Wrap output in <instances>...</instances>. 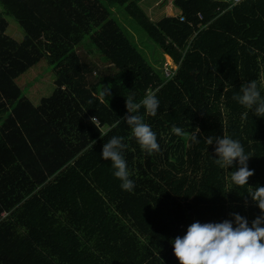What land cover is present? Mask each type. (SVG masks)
<instances>
[{
  "label": "trees",
  "instance_id": "trees-1",
  "mask_svg": "<svg viewBox=\"0 0 264 264\" xmlns=\"http://www.w3.org/2000/svg\"><path fill=\"white\" fill-rule=\"evenodd\" d=\"M139 1L0 0V264H180L171 241L192 223L238 213L251 226L261 214L249 194L264 186V117L233 97L254 80L264 98V0H173L178 13L156 21ZM106 3L172 59L169 75ZM4 15L22 28L21 41L6 33ZM47 54L55 86L34 104L15 80ZM147 93L157 114H133L156 133L151 155L118 122L130 115L126 99ZM113 136L126 145L132 191L101 158ZM210 136L241 143L254 170L247 185L231 182L235 166L214 163Z\"/></svg>",
  "mask_w": 264,
  "mask_h": 264
},
{
  "label": "clouds",
  "instance_id": "clouds-1",
  "mask_svg": "<svg viewBox=\"0 0 264 264\" xmlns=\"http://www.w3.org/2000/svg\"><path fill=\"white\" fill-rule=\"evenodd\" d=\"M242 94L235 95L244 108L250 110L257 117H264V98H261L257 89L256 81H249L241 85ZM111 94V89L105 87L99 93L101 100ZM143 107L146 114L155 116L159 109V101L155 93H147L139 102L135 103L132 97L126 99V115L118 122L126 123L132 130L140 149L149 155L159 151L157 136L151 127L143 122V118L137 113ZM91 123L96 125V116L90 118ZM173 133L182 135V129L173 126ZM199 131V129H198ZM192 139L196 142L197 136ZM122 137L113 136L102 146L101 158L111 161L114 169L113 175L121 181V188L132 191L134 181L130 179L127 163L123 156L126 145ZM208 145L215 144L214 153L218 158L214 163L221 169L235 166L237 170L231 172V182L236 187H244L254 175V170H249L248 161L250 156L245 154L244 148L238 140L228 136L207 137ZM252 201L260 209L257 216L249 226L245 217L238 213H232L233 221L225 220L221 223L194 222L187 228L183 237L177 236L171 241L173 254L180 264H264V186H258L249 194Z\"/></svg>",
  "mask_w": 264,
  "mask_h": 264
},
{
  "label": "rangeland",
  "instance_id": "rangeland-1",
  "mask_svg": "<svg viewBox=\"0 0 264 264\" xmlns=\"http://www.w3.org/2000/svg\"><path fill=\"white\" fill-rule=\"evenodd\" d=\"M139 5L152 20L156 21L163 16L176 15L177 7L173 0H140ZM108 4V3H106ZM113 12V16L118 21L119 26L127 34L128 38L140 49L146 59L159 68L163 76L170 74L167 67H175L172 59L162 54L160 48L150 40L143 29L128 16L124 9L118 4H108ZM0 5V11H2ZM7 21L6 33L17 41H21L24 37L22 28L9 15H4ZM180 19V17H179ZM92 52L91 49H89ZM94 51V50H93ZM49 53V52H47ZM94 57V56H93ZM164 57V61L162 62ZM97 59V58H96ZM49 55L47 54L37 64L30 67L27 71L16 78V83L22 92L34 103L38 104L42 97H47L54 89V70L52 64L49 63ZM162 62V63H161Z\"/></svg>",
  "mask_w": 264,
  "mask_h": 264
},
{
  "label": "built area",
  "instance_id": "built-area-1",
  "mask_svg": "<svg viewBox=\"0 0 264 264\" xmlns=\"http://www.w3.org/2000/svg\"><path fill=\"white\" fill-rule=\"evenodd\" d=\"M227 4H228V7H231L232 5L240 2L241 0H224ZM180 20H183V17L180 16Z\"/></svg>",
  "mask_w": 264,
  "mask_h": 264
},
{
  "label": "crops",
  "instance_id": "crops-1",
  "mask_svg": "<svg viewBox=\"0 0 264 264\" xmlns=\"http://www.w3.org/2000/svg\"><path fill=\"white\" fill-rule=\"evenodd\" d=\"M166 56H168L167 54H165Z\"/></svg>",
  "mask_w": 264,
  "mask_h": 264
}]
</instances>
